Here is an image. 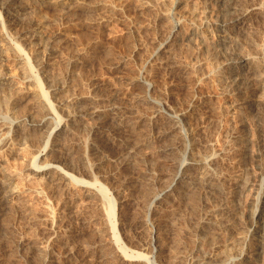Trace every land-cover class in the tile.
Wrapping results in <instances>:
<instances>
[{"label": "rangeland", "instance_id": "374dc122", "mask_svg": "<svg viewBox=\"0 0 264 264\" xmlns=\"http://www.w3.org/2000/svg\"><path fill=\"white\" fill-rule=\"evenodd\" d=\"M27 1L20 3L24 6ZM178 1L92 0L95 4L89 9H79L65 17L58 8L41 4L35 5L31 13L28 9L17 14L18 29L29 32L31 41L37 43V53L25 50L32 74L14 66L12 51H7L6 66L0 69L9 79L0 84V264H43L51 258L52 264H191L195 258L200 260L195 264H237L248 255V264H264V250L260 247L264 246V222L257 224L252 217L255 211L264 210V94L260 90L264 76L257 80L242 77L238 88L242 91L226 83L227 68L243 54L255 55L259 70H264V0ZM252 2L263 5V13L250 18L247 33L238 25H229L230 32L222 30V20L235 15L234 9L239 11ZM1 15L5 21V11ZM13 27L9 25L6 31L16 41L17 27ZM33 55L39 57L35 59ZM156 59L164 63L159 65ZM252 63L245 62L241 68L246 71ZM146 70L153 74L152 78L155 76L152 85L146 83ZM38 82L48 91L58 113V118L54 116L43 125L36 123L44 113L28 96ZM249 92L251 98H256L247 103L243 96ZM187 104V112L183 113ZM157 108L160 112L156 121L160 124L155 121L157 127L151 133H140L128 125L129 115L143 113L144 117L149 115V109L151 113ZM95 109L103 111L94 114L91 111ZM158 127L163 128L156 130ZM208 150L216 157L215 167L208 169L210 175L205 177L204 188L190 190L186 174L198 173L201 167L188 162L206 151L209 154ZM34 159L38 164L54 162L61 171L67 170L70 178L61 184L55 179L58 172L32 176ZM218 178L224 180L220 187ZM67 181L70 188L64 186ZM169 181L174 182L172 190L161 194L169 188ZM74 182L92 185L90 194L83 192V184L80 187ZM7 187H15V197L6 195ZM197 193L201 196L197 197ZM110 203L112 217L108 215ZM154 215L160 218L157 224L152 220ZM157 233L161 239L153 243L151 239ZM106 235L112 236L109 239L114 245L104 243ZM42 244H46L47 252ZM108 245L118 246L121 254L112 252ZM123 252L131 255L129 261H125Z\"/></svg>", "mask_w": 264, "mask_h": 264}, {"label": "bare ground", "instance_id": "6f19581e", "mask_svg": "<svg viewBox=\"0 0 264 264\" xmlns=\"http://www.w3.org/2000/svg\"><path fill=\"white\" fill-rule=\"evenodd\" d=\"M20 1L22 2V0H0V69H2L3 70V68L2 67H4V66H6V60H8V57H7V51H12V53H13V59H14V61H15V65L14 66H16V67H18V68H21L22 70H24L25 72H28L29 74H32L33 73V71H32V68H31V65H30V63H29V61H30V59H29V61L27 60V58H26V52L27 51H25L26 49L28 50H31V52L32 53H37V51H36V49L37 48H35L36 47V45H37V43H35L34 41H33V39H32V41L35 43V46H33V42L31 41V39H30V34H28L29 32H27V30H21V28L20 29H18V27H17V25H19V23L17 24L16 23V19L17 18H19V16L17 17V14H19V13H23V12H25L26 10H28L29 9V11L35 6V5H41V4H49V5H52V6H54V7H56V8H58V10L63 14V16L62 17H65V15H68L69 13L71 14V12H77V10H79V9H84V8H86V9H89L90 8V6L92 5V4H95L94 2H92V0H29V1H27V3L24 5V6H22L21 4L22 3H20ZM177 1V0H176ZM180 1V0H179ZM178 1V2H179ZM181 1H186V3L188 2L187 0H181ZM253 1V0H252ZM245 2V1H244ZM20 3V4H19ZM25 3V2H24ZM173 3V2H172ZM253 3V2H252ZM98 4V3H97ZM101 4V3H100ZM236 4V3H235ZM234 4V5H235ZM104 5H106V4H104ZM242 5V4H241ZM240 5V6H241ZM245 5V4H244ZM262 5V4H261ZM48 6V5H47ZM99 6V5H98ZM239 6V5H238ZM237 6V4H236V7H238ZM263 6V5H262ZM262 6H259V5H257V4H255V3H253V4H249V5H245V7H243V8H241V9H239V11H237V8L236 9H234L235 10V12H237L236 14L234 13V12H231V13H234L235 15H229L230 17L228 18H226L225 16H226V14L224 15V17L226 18V20L224 19V20H222L221 22H220V26L222 27V30H226L227 29V31L226 32H228V27H229V25L231 26V25H233V28H236V27H234V25H238V26H240V27H243V28H245L247 25H248V22H249V20H250V18L253 16V15H257V14H261V13H263V7ZM44 8H46L45 6H43ZM107 7V6H106ZM42 8V7H41ZM49 8V7H48ZM93 8V7H92ZM239 8V7H238ZM5 9V10H4ZM35 9H38V8H36L35 7ZM33 10V9H32ZM31 10V11H32ZM53 10H54V8H53ZM85 10V9H84ZM2 11H5V13H6V19H5V21L3 20V18H2V15H1V13H2ZM31 11H30V13H31ZM55 11H56V9H55ZM88 11V10H87ZM222 11V10H221ZM34 12V11H33ZM36 12V11H35ZM38 12V11H37ZM59 12V13H60ZM86 12V11H85ZM226 12V11H225ZM228 12V11H227ZM226 12V13H227ZM28 13V12H27ZM26 14V13H25ZM35 14V13H34ZM37 14V13H36ZM222 14H224V13H222ZM105 16H107V15H105ZM105 16H103V18L105 17ZM259 16V15H258ZM257 17V16H256ZM255 18V17H254ZM106 19H108V17L106 18ZM98 20V19H97ZM100 20V19H99ZM105 20V19H104ZM18 21V20H17ZM95 21V20H94ZM251 21V20H250ZM100 22V21H99ZM102 22H103V20H102ZM101 22V23H102ZM108 22V21H107ZM98 22H96V24H97ZM250 23V22H249ZM9 25H13L14 27H17L16 29L13 27V30L15 29V32H14V34H15V38H16V41H14L8 34H10V31L9 32H7L6 30V28H8V26ZM251 25V24H250ZM249 25V26H250ZM237 26V27H238ZM9 28H12V27H9ZM24 28V27H23ZM241 29V30H244V29ZM248 28V27H247ZM231 29V28H230ZM239 29V28H238ZM246 29V28H245ZM10 30V29H9ZM178 30V29H177ZM233 30V29H232ZM241 30H238L239 32H241ZM31 31V30H30ZM184 31V30H183ZM245 31V30H244ZM179 32V31H178ZM182 32V31H181ZM229 32H230V30H229ZM235 33L237 32V30L236 31H234ZM248 32H249V29H248ZM12 33V32H11ZM184 33H185V31H184ZM224 33V32H223ZM234 33V34H235ZM242 33V32H241ZM244 33H247V29H246V31L244 32ZM174 34V33H173ZM180 34V33H179ZM238 34V33H237ZM176 35V34H175ZM228 35V34H227ZM241 35V34H240ZM239 35V36H240ZM245 36H246V34H244ZM12 36V35H11ZM35 36V35H34ZM174 36V35H173ZM225 36V35H224ZM232 36H233V34H232ZM231 36V37H232ZM235 36V35H234ZM238 35H236V37H237ZM242 36V35H241ZM33 37V36H32ZM185 37V36H184ZM183 37V38H184ZM230 37V36H229ZM229 37H225V38H223V39H226L227 40V38H229ZM236 37H234V38H236ZM244 37V36H243ZM243 37H241V38H243ZM34 38V37H33ZM176 38V37H175ZM238 38V37H237ZM237 38H236V40H237ZM240 38V37H239ZM245 38V37H244ZM183 40V39H182ZM235 40V39H234ZM239 41H240V39H238ZM242 41H244V39H241ZM224 41V40H223ZM241 42V41H240ZM171 43H173V42H171ZM162 44V43H161ZM168 44V43H167ZM53 46H56V45H53ZM159 46H160V44H159ZM165 46V45H164ZM172 46V45H171ZM173 46H174V44H173ZM158 46H156V48H157ZM163 47V46H162ZM166 47V46H165ZM169 47V46H168ZM176 47V46H175ZM35 48V49H34ZM39 48V47H38ZM95 48V47H94ZM174 47H170L169 49H173ZM51 49H52V47H51ZM96 49V48H95ZM175 49V48H174ZM56 50V49H55ZM58 50V49H57ZM156 50V49H155ZM160 50V49H159ZM163 50V49H162ZM262 50H264V49H262ZM92 51H93V48H92ZM167 51V50H166ZM39 52V51H38ZM90 52V51H89ZM156 52V51H155ZM40 53V52H39ZM82 53V52H81ZM84 53H87V52H85L84 51ZM166 53V52H165ZM169 53H171V52H169ZM263 53V52H262ZM74 54V53H73ZM75 54H77V53H75ZM74 54V55H75ZM161 54V53H160ZM82 55V54H81ZM80 55V56H81ZM158 55V54H157ZM162 55H164V53L162 52ZM167 55V54H166ZM170 55L171 54H168V58L170 57ZM27 56H28V53H27ZM76 56V55H75ZM79 56V55H78ZM77 56V57H78ZM79 56V57H80ZM88 56V55H87ZM86 56V57H87ZM255 56V55H254ZM254 56H252L251 54H246V55H241L240 56V58H238V59H236L235 61H233L234 62V64H232L231 65V67L229 68H227V74L226 73H224V75L226 74V79H227V82L226 83H228V85L230 86V87H232V88H235V87H237V89L239 88V86L241 85L240 84V79L242 78V77H244V76H246V78L247 79H255V80H257V79H262V77L264 76V74L262 73L264 70H263V68H262V72L259 70L260 69V66H259V68H258V64H257V62L256 61H258V60H256L255 58H254ZM263 56V55H262ZM29 57V56H28ZM32 57H34V55L32 56ZM37 57H39V56H36V58ZM73 57V56H72ZM126 57V56H125ZM124 57V58H125ZM151 57V56H150ZM154 57V56H153ZM35 58V57H34ZM35 58V59H36ZM84 58V57H83ZM148 58H149V56H148ZM156 58V57H155ZM163 58V57H162ZM167 58V59H168ZM261 58V57H260ZM70 59V58H69ZM79 59V58H78ZM117 59V58H116ZM121 59V58H120ZM129 59V58H128ZM261 59H263V58H261ZM75 60V59H74ZM117 60H119V58L117 59ZM117 60H115V62L117 61ZM155 60V59H154ZM156 60H158V64L159 65H162L163 63H164V60L163 59H161L160 61H159V59H156ZM39 61V63L41 62V65L43 66V64H42V61H40V60H38ZM113 61V60H112ZM120 61V60H119ZM125 61V60H124ZM123 61V62H124ZM147 61V60H146ZM260 62H261V60H259ZM70 62V61H69ZM71 62H72V60H71ZM70 62V63H71ZM74 62V61H73ZM79 62V61H78ZM127 62H128V60H127ZM152 62V61H151ZM245 62H250V64H251V62H253L252 63V65H250L249 64V67L246 69V71H244V68H241V66H242V64L243 63H245ZM264 62V61H263ZM50 63H51V61H50ZM114 63V62H113ZM124 63H126V62H124ZM152 63H154V62H152ZM166 63V62H165ZM172 63V62H171ZM9 64V63H8ZM119 64V63H118ZM123 64V63H122ZM126 64H128V63H126ZM126 64H125V67H126ZM168 64V63H167ZM166 64V65H167ZM261 64V63H260ZM264 64V63H263ZM262 64V65H263ZM113 66H114V64H112ZM115 65H117V64H115ZM124 65V64H123ZM154 66H155V63L153 64ZM156 65H157V63H156ZM247 65V64H246ZM40 66V65H39ZM48 66H50V65H48ZM163 66H165V65H163ZM162 66V68H165V67H163ZM11 67V66H10ZM118 67V66H117ZM119 67H120V65H119ZM153 67V66H152ZM151 67V68H152ZM157 67H159V66H157ZM169 67V66H168ZM243 67V66H242ZM263 67H264V65H263ZM34 68V67H33ZM45 68V67H44ZM44 68H43V70H44ZM121 68H122V66H121ZM150 68V69H151ZM167 68V67H166ZM175 68V67H174ZM47 69V68H46ZM149 69V70H150ZM154 69V68H153ZM152 69V70H153ZM226 70V69H225ZM224 70V71H225ZM259 70V71H258ZM9 71H11V70H9ZM147 71V73H146V78H147V81H146V83H148V84H151V82H152V79L155 77H153L152 78V75L149 73L150 71H148V70H146ZM4 72V71H3ZM45 72V71H44ZM5 73H6V71H5ZM8 73V72H7ZM11 74H12V72H10ZM11 74H9L8 75V77L11 75ZM47 74H48V70H47ZM175 74V73H174ZM250 74H253V76L252 75H250ZM7 75V74H6ZM6 75H4L3 76V73H1V70H0V84H5V83H7L8 81H9V79L7 78V76ZM28 75V74H27ZM46 75V74H45ZM170 75V74H169ZM223 75V76H224ZM47 76H49V75H47ZM135 76V75H134ZM50 77L51 78H53L52 76H51V74H50ZM49 77V78H50ZM136 77V76H135ZM11 78H12V76H11ZM132 79H134V78H132ZM155 79V78H154ZM225 79V78H224ZM225 79V80H226ZM30 79L28 78L27 79V81H29ZM49 80V79H48ZM53 80H54V78H53ZM12 81V80H11ZM11 81H10V83H11ZM135 81H136V79H135ZM175 81V80H174ZM250 81V80H249ZM263 81V80H262ZM32 82H33V80H32ZM50 82H52V81H50ZM54 82V81H53ZM139 82V81H138ZM171 82V81H170ZM169 82V83H170ZM257 82V81H256ZM142 83V82H141ZM168 83V84H169ZM175 83V82H174ZM177 83V82H176ZM258 83V82H257ZM143 84V83H142ZM141 84V85H142ZM147 84V85H148ZM240 84V85H239ZM259 84H260V82H259ZM140 85V86H141ZM145 85V84H144ZM144 85H143V87H144ZM152 85V84H151ZM172 85V84H171ZM174 85V84H173ZM4 86V85H3ZM146 86V85H145ZM243 86V85H242ZM0 87H2V86H0ZM35 87V86H34ZM148 87V86H147ZM171 87V86H170ZM244 87V86H243ZM242 87V88H243ZM258 88V86H256V89ZM236 89V88H235ZM97 90H98V88H97ZM100 90V89H99ZM119 90V89H118ZM122 90V89H121ZM121 90H119V91H121ZM124 90V89H123ZM169 90V89H168ZM170 90H172L173 91V89H170ZM238 90H241V89H238ZM260 90H261V92H262V94H264V84H262V85H260ZM158 91V90H157ZM242 91V90H241ZM243 91H244V89H243ZM48 91H45V89H43V86L41 85V83H37L36 84V87L34 88V89H32V90H29L28 91V96H31V98L30 99H32L33 100V102L35 103L34 105H37V107L39 108V110L41 111V112H43L44 113V116L42 117V119H39V122H37L36 123V121H34L37 125H43V124H45L49 119H51V118H53L54 116H56L57 118H58V116L56 115V114H58L57 112H56V109H55V107H54V105H53V103L50 101V99H49V93H47ZM104 92V91H103ZM102 92V93H103ZM118 92V91H117ZM124 92V91H123ZM162 92V91H161ZM27 93V92H26ZM120 93V92H119ZM144 93V92H143ZM158 93V92H157ZM160 93V92H159ZM158 93V94H159ZM17 94V93H16ZM85 94H87V93H85ZM96 94V93H95ZM111 94V93H110ZM154 94H155V92H154ZM156 95V97L157 96H159V95ZM20 95V94H19ZM22 95V94H21ZM25 95V94H24ZM84 95V94H83ZM92 95V94H91ZM98 95V94H97ZM97 95H95V96H97ZM117 95H118V93H117ZM143 95V94H142ZM141 95V96H142ZM163 95V94H162ZM167 95V94H166ZM165 95V96H166ZM261 95V94H260ZM15 96V95H14ZM18 96V95H17ZM16 96V97H17ZM87 96H89V94L87 95ZM86 96V97H87ZM94 96V97H95ZM106 96V95H105ZM114 96H115V94H114ZM140 96V97H141ZM147 96V95H146ZM149 96V95H148ZM154 96V95H153ZM254 96V95H253ZM259 96V95H258ZM99 97V96H98ZM100 97H102L101 95H100ZM109 97V96H108ZM144 97H145V94H144ZM143 97V98H144ZM161 97H164V96H161ZM244 97V101L245 102H247V103H250V102H252L253 101V99L254 98H256V97H253V98H251L252 96H250V92L249 93H247L245 96H243ZM261 97V96H260ZM262 97H263V95H262ZM22 98V97H21ZM25 98V97H24ZM104 98V97H103ZM116 98V97H115ZM145 98H147V97H145ZM150 98V97H149ZM259 98V97H258ZM18 99V98H17ZM19 99H20V97H19ZM27 99V98H26ZM67 99V98H66ZM65 99V100H66ZM90 100L92 99L91 97L89 98ZM95 99H96V97H95ZM102 99V98H101ZM148 99V98H147ZM152 99V98H151ZM150 99V100H151ZM163 99V98H162ZM64 100V101H65ZM86 100H88L87 98H86ZM115 100V99H114ZM142 100V99H141ZM164 100V99H163ZM257 100H260V99H257ZM31 101V100H30ZM63 101V100H62ZM67 101V100H66ZM82 102H84L83 100H81ZM80 101V102H81ZM94 101V100H93ZM106 101V100H105ZM111 101V100H110ZM134 101V100H133ZM143 101V100H142ZM154 101V100H153ZM16 102V101H15ZM98 102H99V99H98ZM108 102H109V100H108ZM150 102V101H149ZM155 102V101H154ZM159 102V101H158ZM67 103V102H66ZM91 103H93V102H91ZM95 103V102H94ZM115 103V102H114ZM134 103V102H133ZM160 103V102H159ZM11 104H13V103H11ZM19 104V103H18ZM88 104H89V102H88ZM87 104V105H88ZM97 104V103H96ZM147 104V103H146ZM156 104V103H155ZM189 104H190V102H189ZM189 104H187V107L185 108L184 107V111H183V113H185V112H187V108L189 107L188 105ZM84 105H86V104H84ZM90 105H92V104H90ZM94 105L95 104H93L92 106L94 107ZM110 105V104H109ZM113 105V104H112ZM117 105V104H116ZM134 105V104H133ZM154 105V104H153ZM157 106H158V104H156ZM200 105V104H199ZM250 105V104H249ZM89 106V105H88ZM95 106H99V104H97V105H95ZM130 106V105H129ZM194 106H196L195 104H194ZM36 107V106H35ZM84 107V106H83ZM82 107V108H83ZM242 107V106H241ZM252 107V106H251ZM253 107H255V106H253ZM105 108H106V106H105ZM119 108V107H118ZM156 108V107H155ZM195 108V107H194ZM193 108V109H194ZM197 108V107H196ZM244 108V107H243ZM247 108V107H246ZM250 108V107H249ZM256 108V107H255ZM87 109V108H86ZM91 109H93L92 107H91ZM104 109V108H103ZM131 109V108H130ZM135 109V108H134ZM136 109H137V107H136ZM251 109V108H250ZM38 110V111H39ZM83 110H85V109H83ZM102 110V109H101ZM101 110H92L91 112L92 113H94V114H97L98 113V111H101ZM109 109H105V111L107 112ZM121 110V109H120ZM152 110V109H151ZM150 109H149V111H151ZM241 110H242V108H241ZM247 110H248V108H247ZM255 110H257V109H255ZM39 111V112H40ZM90 111V110H89ZM103 111V110H102ZM110 111V110H109ZM128 111H129V109H128ZM132 111H133V109H132ZM137 112H138V110H136ZM149 111H147L148 113L147 114H149L148 116L146 115V114H144V115H146V116H144V117H147L148 118V120L151 122L150 123V125L149 124H147V121H144V119H146V118H144L142 115H143V113L142 114H140L141 116H139L138 114L136 115V114H133V115H129L130 117L128 118V121H127V123H128V125H130L134 130H137L138 132H145L146 134L147 133H151V131H153V129L154 128H156L157 126L155 125V121H156V118H157V115L159 114V110H158V108H157V110H154L153 112H151V113H149ZM181 111V110H180ZM194 111V110H193ZM192 111V112H193ZM240 111V110H239ZM244 111V113H245V110H243ZM249 111V110H248ZM82 112V111H81ZM131 112V111H130ZM134 112H135V110H134ZM133 112V113H134ZM141 112V111H140ZM195 112H196V109H195ZM237 111H235V113H236ZM247 112V111H246ZM113 113V112H112ZM123 113V112H122ZM124 113H126V112H124ZM145 113V112H144ZM189 113H190V111H189ZM240 113H241V111H240ZM250 113V112H249ZM40 114V113H39ZM76 114V113H75ZM80 114V113H79ZM83 114H85V112H83ZM86 114H87V112H86ZM85 114V115H86ZM101 114V113H100ZM104 114V113H103ZM118 117H120L121 115H118L117 113H115ZM121 114V113H120ZM126 114H131V113H126ZM126 114H124V115H126ZM162 114V113H161ZM160 114V115H161ZM192 114V113H191ZM195 114V113H194ZM237 114V113H236ZM235 114V116L237 117V115ZM242 114H243V112H242ZM92 115V114H91ZM99 115V114H98ZM102 115V114H101ZM163 115V114H162ZM174 115V114H173ZM181 115V114H180ZM183 115V114H182ZM193 115V114H192ZM191 115V116H192ZM234 115V114H233ZM249 115V114H248ZM247 115V117H249ZM87 116V115H86ZM90 116V115H89ZM112 116V115H111ZM113 116H114V114H113ZM127 116V115H126ZM164 116V115H163ZM184 116V115H183ZM251 116V115H250ZM75 117V116H74ZM78 117V116H77ZM76 117V118H77ZM98 117H100V116H98ZM181 117V116H180ZM187 117V116H186ZM243 117V116H242ZM240 118V120H242L243 118ZM79 118V117H78ZM77 118V119H78ZM117 118V117H116ZM173 118V117H172ZM171 118V119H172ZM238 118V117H237ZM245 118V117H244ZM83 119V118H82ZM163 119V118H162ZM181 119H182V117H181ZM183 119H185L184 117H183ZM235 119V118H234ZM234 119H233V121H234ZM57 120H61L60 118L59 119H57ZM160 120V119H159ZM231 120V119H230ZM158 121V120H157ZM157 121H156V123H157ZM162 121V120H161ZM160 121V122H161ZM187 121V120H186ZM246 121V120H245ZM244 121V122H245ZM60 122V121H59ZM120 122V121H119ZM169 122H171V121H169ZM175 122L176 121H174V125H175ZM235 122V121H234ZM237 122H238V119H237ZM98 123V122H97ZM126 123V124H127ZM163 123V122H162ZM161 123V124H162ZM241 123H243V121H241ZM100 124V123H99ZM120 124V123H119ZM122 124V123H121ZM157 124H160L159 122L157 123ZM169 124V123H168ZM172 124V123H171ZM236 124H240V121H239V123H236ZM58 125H59V123H58ZM97 125V124H96ZM115 125V124H114ZM174 125H171L172 127L174 126ZM179 125V124H178ZM232 125H235V124H232ZM116 126L117 125H115L114 127H115V130H116ZM121 126V125H120ZM119 126V127H120ZM159 126V125H158ZM160 126H162V125H160ZM159 126V127H160ZM163 126H164V124H163ZM169 126V127H168ZM168 126H165L166 128L168 127V129L170 128V125H168ZM236 126V125H235ZM241 126V125H240ZM113 127V128H114ZM118 127V128H119ZM159 127L156 129V130H158L159 129ZM231 127V126H230ZM234 127V126H233ZM130 128V127H129ZM131 128V129H132ZM163 128V127H162ZM161 128V129H162ZM238 128V127H237ZM240 128V127H239ZM127 129V128H126ZM161 129H159V130H161ZM171 129V128H170ZM175 130H177L176 128H174ZM231 129H233V131H234V128H231ZM241 129V128H240ZM29 130V129H28ZM27 130V131H28ZM119 130V129H118ZM134 130H132V132L134 131ZM164 130V129H163ZM162 130V131H163ZM167 129H165L164 131H166ZM174 130V131H175ZM136 131V132H137ZM163 131V132H164ZM232 131V130H231ZM236 131V130H235ZM53 132V131H52ZM135 132V131H134ZM137 132V133H138ZM172 132V131H171ZM237 132H239V130L238 131H236V133ZM56 133V132H55ZM155 133V132H154ZM159 133V132H158ZM173 133V132H172ZM52 134V133H51ZM130 134V133H129ZM134 134V133H133ZM146 134H144V135H146ZM153 134V133H152ZM155 134H157V133H155ZM167 134V133H166ZM168 134H169V132H168ZM239 134V133H238ZM242 134V133H241ZM50 135V134H49ZM53 135V134H52ZM143 135V134H142ZM143 135V136H144ZM149 135V134H148ZM159 135V134H158ZM235 135V134H234ZM100 136V135H99ZM134 136V135H133ZM141 137V135L139 134L138 135V137ZM154 136V135H153ZM136 137V136H135ZM165 137V136H164ZM163 137V138H164ZM237 137V136H236ZM239 137V136H238ZM50 138H51V135H50ZM154 138V137H153ZM155 138H157V136L155 137ZM159 138H161V137H159ZM162 138V139H163ZM136 139H137V137H136ZM138 139H141V138H138ZM137 139V140H138ZM96 140H97V137H96ZM149 140V139H148ZM147 140V141H148ZM151 140H153V139H151ZM150 140V141H151ZM98 141V140H97ZM101 141V140H100ZM99 141V142H100ZM149 141V142H150ZM137 142H139V141H137ZM140 142H142V141H140ZM97 143V142H96ZM145 143V142H144ZM147 143V142H146ZM145 143V144H146ZM103 144V143H102ZM138 144V143H137ZM142 144H143V142H142ZM147 144H149V143H147ZM204 144V143H203ZM237 144H238V142H237ZM236 144V145H237ZM140 145V144H139ZM212 145V144H211ZM240 145V144H239ZM96 146V145H95ZM168 146V145H167ZM172 146V145H171ZM209 146V145H208ZM213 146H215V145H213ZM169 147H170V145H169ZM218 147V146H217ZM235 147H237V146H235ZM140 148V147H139ZM163 149L164 148H166V146L165 147H162ZM209 148V147H208ZM234 148V147H233ZM168 149V148H167ZM172 149L174 150V148L172 147ZM210 149V148H209ZM212 149V148H211ZM210 149V150H211ZM215 149H216V147H215ZM219 149H220V147H219ZM204 150V149H203ZM217 150H218V148H217ZM216 150V151H217ZM234 150V149H233ZM232 150V151H233ZM162 151V150H161ZM215 151V150H214ZM215 151V152H216ZM223 151V150H222ZM166 152V151H165ZM171 152V151H170ZM202 152V151H201ZM201 152H199V153H201ZM205 152V151H204ZM208 152H209V150H208ZM214 152V153H215ZM237 152V151H236ZM198 153V154H199ZM206 153H207V151H206ZM202 153L203 155H201L199 158L197 157V158H192V160L190 161V162H188V165H191V166H197L198 168H200L201 167V171L200 172H198V173H200V174H198V173H194L193 171H190L191 173H187L186 172V170L183 172V173H185L186 175H187V187H188V189H190V190H192L193 188H194V190H195V188L196 187H205V177L207 176V175H210V173H209V170L208 169H210V167H211V165L213 166V167H215L214 166V163H215V158L216 157H214L215 155L212 153L211 154V152H209V154L207 153ZM224 153V152H223ZM40 154V153H39ZM41 154H43V153H41ZM179 154H181L180 152H179ZM229 154V153H228ZM227 154V155H228ZM200 155V154H199ZM218 156H219V154H218ZM232 156V155H231ZM230 156V158H232ZM38 157V156H37ZM36 157V158H37ZM177 157V156H176ZM179 158V157H178ZM234 158V157H233ZM78 159V158H77ZM233 162V161H232ZM235 162V161H234ZM219 163H220V161H219ZM32 164H33V167H34V173H32V176H34V177H40V176H44V175H51V174H54V173H57L58 172V174H56V178L55 179H57V182H59V183H64L68 178H70V175L67 173V170H66V172H64V171H61L60 169H59V166L58 165H56L54 162H48V163H42V164H38L37 163V161H36V159H34V161L32 162ZM232 164V163H231ZM235 164V163H234ZM217 165V164H216ZM229 165H230V162H229ZM184 166V164H181V168ZM217 167V166H216ZM192 168V167H191ZM216 169V168H215ZM65 170V169H64ZM219 170L220 169H218V172H219ZM197 171H199V170H197ZM189 172V171H188ZM217 172V173H218ZM182 173V174H183ZM193 173V174H192ZM213 173H211V175H212ZM213 175H215V174H213ZM217 175V174H216ZM236 175V174H235ZM179 176V175H178ZM218 176V175H217ZM1 177V176H0ZM8 177V176H7ZM9 177L10 178H12L10 175H9ZM183 177V176H182ZM211 177H213V178H215V176H211ZM221 177V176H220ZM238 177V176H237ZM6 178V177H5ZM4 178V179H5ZM42 178V177H41ZM40 178V179H41ZM51 178V177H50ZM213 178H211V179H213ZM224 178H225V176H224ZM4 179H1V180H4ZM39 179V178H38ZM54 179V178H53ZM54 179V180H55ZM185 179V178H184ZM207 179V178H206ZM226 179V178H225ZM232 179V178H231ZM9 180V179H8ZM10 180H13V179H10ZM174 180V179H173ZM179 180H181V179H179ZM214 180V179H213ZM234 180V179H233ZM237 180V179H236ZM56 181V180H55ZM184 181V180H183ZM208 181H209V179H208ZM224 180H223V178H222V181H221V178H218V182H216V183H218V186L220 187V185H221V183L223 182ZM241 181V180H240ZM2 182H4V181H2ZM7 182V181H6ZM12 182V181H11ZM70 182V181H69ZM181 182V181H180ZM207 182V181H206ZM210 182V181H209ZM0 183H1V181H0ZM8 183V182H7ZM53 183H54V181H53ZM173 184H174V182H172ZM211 183H214V181L212 182L211 181ZM235 184H236V182H234ZM241 183H242V181H241ZM243 183H244V180H243ZM5 184V183H4ZM9 184V183H8ZM14 184V183H13ZM55 184V183H54ZM73 184H75L76 186H80L81 187V184H83L82 182H81V184H79V183H77V182H74ZM169 188H167V189H165V190H163L162 192H161V194H165L167 191H170V189L171 188H173V184H171L170 183V181H169ZM176 184V183H175ZM183 184V183H182ZM223 184V183H222ZM226 184V183H225ZM10 185V184H9ZM70 185V184H69ZM215 185V184H214ZM214 185H212V187L214 186ZM245 185V184H244ZM4 186V185H3ZM6 186V185H5ZM58 186V185H57ZM64 186L66 187V188H70L69 186H68V181H67V183H65L64 184ZM63 185H62V187H64ZM207 186V185H206ZM226 186V185H225ZM239 186V185H238ZM243 186V185H242ZM241 186V187H242ZM72 187V186H71ZM235 187V186H234ZM8 188V187H7ZM13 188V189H12ZM15 187H11V188H8V191L6 192V195L8 196V197H13L15 194V190L16 189H14ZM75 188V187H74ZM186 188V187H185ZM215 188V187H214ZM228 188V187H227ZM4 189H5V187H4ZM9 189H11V190H9ZM63 189V188H62ZM89 189H92V185H86V184H83L82 185V190H83V192H86V193H89L90 191H89ZM94 189V188H93ZM177 189V188H176ZM187 189V190H188ZM199 189V188H198ZM201 189V188H200ZM216 189V188H215ZM220 190H221V188H219ZM226 189V188H225ZM228 189H230V187L228 188ZM7 190V189H6ZM66 190V189H65ZM79 190V189H78ZM96 190V189H95ZM172 190V189H171ZM231 190V189H230ZM75 191V190H74ZM80 191V190H79ZM78 191V192H79ZM174 191V190H173ZM179 191V190H178ZM204 190H201V192H203ZM224 190H221V192H223ZM76 192V191H75ZM74 192V193H75ZM77 192V193H78ZM93 192H95V194H96V191H93ZM192 192V191H191ZM194 192H197V190L196 191H194ZM193 192V193H194ZM200 192V191H199ZM205 192V191H204ZM204 192H203V194H204ZM226 192V191H225ZM228 192V191H227ZM17 193V192H16ZM73 193V192H72ZM172 193H174V192H171V194ZM183 193V192H182ZM181 193V194H182ZM232 193V192H231ZM231 193H230V195H231ZM90 194V193H89ZM88 194V195H89ZM92 194V193H91ZM178 194H180L179 192H178ZM178 194H176V195H178ZM185 194V193H184ZM190 194V193H189ZM202 194V195H203ZM77 195V194H76ZM197 195V197H198V195H200V193L198 194H196ZM228 195V194H227ZM78 196V195H77ZM94 196V195H93ZM164 196V195H163ZM166 196H168V195H166ZM172 196H173V194H172ZM175 196V195H174ZM201 196V195H200ZM205 196V195H204ZM203 196V197H204ZM7 197V198H8ZM15 197V196H14ZM88 197V196H87ZM156 197V196H155ZM154 196H153V199L155 198ZM171 197V196H170ZM95 198V197H94ZM159 199L161 198V197H158ZM167 198V197H166ZM230 198V197H229ZM100 199V198H99ZM157 199V198H156ZM164 199H165V197H164ZM173 199V198H172ZM175 199H177V198H175ZM179 199V198H178ZM89 200V199H88ZM87 200V201H88ZM168 200V199H167ZM174 200V199H173ZM86 201V202H87ZM91 201V200H90ZM157 201V200H156ZM166 201V200H165ZM230 201V200H229ZM228 201V202H229ZM155 202V201H154ZM161 202V201H160ZM160 202H158V203H160ZM225 202H227V201H225ZM91 203H95V202H92L91 201ZM157 203V202H156ZM165 203V202H164ZM163 203V204H164ZM230 204V203H229ZM229 204H227V206L229 205ZM85 205V204H84ZM93 205V204H92ZM95 205V204H94ZM102 205V204H101ZM75 206V205H74ZM99 206H100V204H99ZM163 206V205H162ZM224 206V205H223ZM83 207V206H82ZM86 208H88V207H91V206H85ZM94 207V206H93ZM160 207V206H159ZM222 207V206H221ZM86 208H85V210H86ZM107 208V207H106ZM105 208V209H106ZM162 208V207H161ZM80 209V208H79ZM82 209V208H81ZM232 209V208H231ZM83 210V209H82ZM84 210V211H85ZM99 210V209H98ZM154 210V209H153ZM158 210V209H157ZM224 210H225V206H224ZM223 210V211H224ZM228 210V209H227ZM227 210H225V211H227ZM91 211V210H90ZM222 211V210H221ZM231 211V210H230ZM229 211V212H230ZM149 212V211H148ZM233 212V211H232ZM113 213H114V210H113V205H112V203H110V208H109V210H108V215H109V217H112L113 216ZM151 213H153V212H151ZM157 213V212H156ZM231 213V212H230ZM87 214V213H86ZM45 215V214H44ZM48 215V214H47ZM91 215V214H90ZM156 215V214H155ZM155 215H154V219H152L153 221H154V223L156 222V224H157V221H159V217H155ZM159 215V214H158ZM233 215V214H232ZM49 216V215H48ZM48 216H46V217H48ZM104 216V215H103ZM102 216V217H103ZM157 216V215H156ZM84 217V216H83ZM105 217V216H104ZM252 217L255 219V221H256V223L257 224H259V223H262V222H264V210H257V211H255L254 213H253V215H252ZM86 218V217H85ZM143 218V217H142ZM159 218V219H158ZM50 219V218H49ZM230 219V218H229ZM228 219V220H229ZM52 220V219H51ZM84 220V219H83ZM87 220V219H86ZM228 220H226V221H228ZM49 221V220H48ZM101 221V220H100ZM105 221V220H104ZM230 221V220H229ZM107 222V221H106ZM105 222V223H106ZM225 223V222H224ZM231 223V222H230ZM94 224V223H93ZM98 225V224H97ZM97 225H95V226H97ZM160 225V224H159ZM158 225V226H159ZM226 225V224H225ZM105 226V225H104ZM98 227V226H97ZM204 227V226H203ZM107 228H108V226H107ZM110 229V228H109ZM109 229H107L108 231H109ZM203 229V228H202ZM96 230V229H95ZM105 230V229H104ZM114 230V229H113ZM112 230V231H113ZM98 231V230H97ZM158 231V230H157ZM205 231V230H204ZM107 232V231H106ZM49 234V233H48ZM51 234V233H50ZM104 234H106L105 232H104ZM115 234V233H114ZM114 234H113V236H114ZM158 234L159 233H157L156 235L154 234V237L151 239V241L153 242V243H155L158 239L160 240L161 238H158ZM108 235V234H107ZM106 235V236H107ZM50 236V235H49ZM101 236V235H100ZM72 237V236H71ZM109 237H110V235L109 236H107L106 238L104 237L103 239H102V237H101V239L102 240H104V243H107V244H113V243H111L110 242V239H109ZM112 237V236H111ZM110 237V238H111ZM160 237V236H159ZM70 239V238H69ZM22 240V239H21ZM112 240V239H111ZM28 241V240H27ZM23 242V241H22ZM25 242H26V240H25ZM112 242H114L113 240H112ZM159 242V241H158ZM115 243V242H114ZM253 244V243H252ZM255 244V243H254ZM102 245V244H101ZM114 245V244H113ZM155 245V244H154ZM239 245V244H238ZM42 246V248L44 249V251H46L47 252V248L45 247L46 246V244H45V248L43 247V244L41 245ZM103 246V245H102ZM108 246H110V245H108ZM235 246V245H234ZM262 246V247H261ZM49 247V246H48ZM104 247V246H103ZM105 247H107V246H105ZM152 247H153V245H152ZM156 247V246H155ZM161 246H159V248H160ZM248 247H249V245H248ZM252 247V246H251ZM254 247V246H253ZM260 247H261V249L262 250H264V246L263 245H260ZM38 248H41V247H38ZM41 248V249H42ZM112 250H111V249ZM237 248V247H236ZM109 249L112 251V252H116L117 253V251H119L120 252V254H121V249L118 247V246H116V247H114V246H110L109 247ZM232 249V248H231ZM238 249V248H237ZM253 249V248H252ZM255 249V248H254ZM153 250V249H152ZM257 250V249H256ZM261 250V251H262ZM43 251V252H44ZM108 250H106V252H107ZM154 251V250H153ZM251 252L253 251H255V250H250ZM45 252V253H46ZM101 252H103V251H101ZM118 252V253H119ZM259 252V251H258ZM42 253V252H41ZM44 253V254H45ZM50 253V252H49ZM231 253V252H230ZM230 253H229V255H230ZM235 253H236V250H235ZM250 253V252H249ZM262 253H264V251L262 252ZM71 254V253H70ZM69 254V255H70ZM103 254H105V253H103ZM111 254V253H110ZM110 254H108V256L110 255ZM115 254V253H114ZM119 254V255H120ZM227 254H228V252H227ZM240 254V253H239ZM251 254H253V253H251ZM257 255H259V253H256ZM43 256V255H42ZM50 256V255H49ZM106 256H107V253H106ZM106 256H105V258H106ZM121 256V255H120ZM123 256H124V259H125V261L126 260H130L129 259V256L131 257V255H129V253L128 252H123ZM51 257V256H50ZM69 257V256H68ZM101 257V256H100ZM103 257H104V255H103ZM113 257V256H112ZM254 257H257V256H254ZM62 258V257H61ZM140 258V257H139ZM226 258H227V256H226ZM230 258V257H229ZM250 258L251 257H249V255L248 256H242L241 258H240V261H238L237 262V264H248V262H250L249 260H250ZM45 259V258H44ZM50 259V258H49ZM52 259L53 258H51L50 260H45V261H43L44 263L43 264H52ZM56 259V258H55ZM60 259V258H59ZM58 259V260H59ZM69 259H71V258H69ZM112 259V258H111ZM119 259V258H118ZM123 259V258H122ZM201 259H203L204 260V258L202 257ZM235 259H237V258H235ZM255 259V258H254ZM61 260V259H60ZM142 260H144V259H142ZM198 260H199V258H195L193 261H192V263L191 264H195V262H197L198 263ZM202 260V261H203ZM207 260V259H206ZM209 260V259H208ZM57 261V260H56ZM119 261V260H118ZM124 261V262H125ZM133 261V260H132ZM200 261V260H199ZM253 261V260H252ZM41 262V261H40ZM63 262V261H62ZM121 262V261H120ZM207 262V261H206ZM210 262V261H209ZM42 263V262H41ZM64 263V262H63ZM128 263V262H127ZM135 263V262H134ZM144 263V262H143ZM213 263V262H212ZM236 263V262H235ZM120 264V263H119ZM122 264V263H121ZM126 264V263H125ZM137 264H138V262H137ZM142 264V263H141ZM202 264V263H201ZM208 264V263H207ZM211 264V263H210ZM252 264V263H251Z\"/></svg>", "mask_w": 264, "mask_h": 264}]
</instances>
